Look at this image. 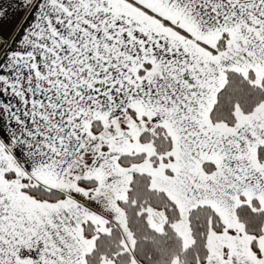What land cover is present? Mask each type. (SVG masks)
Instances as JSON below:
<instances>
[{"label": "snow or ice", "instance_id": "snow-or-ice-1", "mask_svg": "<svg viewBox=\"0 0 264 264\" xmlns=\"http://www.w3.org/2000/svg\"><path fill=\"white\" fill-rule=\"evenodd\" d=\"M0 264H264V0H0Z\"/></svg>", "mask_w": 264, "mask_h": 264}]
</instances>
